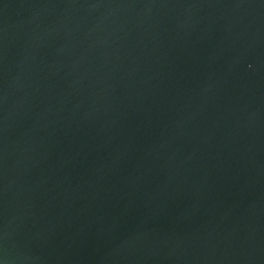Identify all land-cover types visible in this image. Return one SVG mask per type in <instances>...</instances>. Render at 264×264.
Returning <instances> with one entry per match:
<instances>
[{"label": "water", "instance_id": "obj_1", "mask_svg": "<svg viewBox=\"0 0 264 264\" xmlns=\"http://www.w3.org/2000/svg\"><path fill=\"white\" fill-rule=\"evenodd\" d=\"M0 264H264V0H0Z\"/></svg>", "mask_w": 264, "mask_h": 264}]
</instances>
